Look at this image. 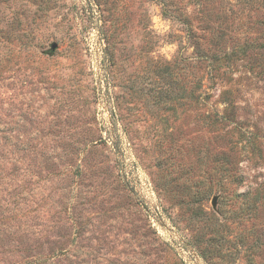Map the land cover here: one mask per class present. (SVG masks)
<instances>
[{
  "label": "rangeland",
  "instance_id": "rangeland-1",
  "mask_svg": "<svg viewBox=\"0 0 264 264\" xmlns=\"http://www.w3.org/2000/svg\"><path fill=\"white\" fill-rule=\"evenodd\" d=\"M0 264H264V0H0Z\"/></svg>",
  "mask_w": 264,
  "mask_h": 264
},
{
  "label": "water",
  "instance_id": "water-1",
  "mask_svg": "<svg viewBox=\"0 0 264 264\" xmlns=\"http://www.w3.org/2000/svg\"><path fill=\"white\" fill-rule=\"evenodd\" d=\"M57 48V43L52 44V50L54 51Z\"/></svg>",
  "mask_w": 264,
  "mask_h": 264
}]
</instances>
